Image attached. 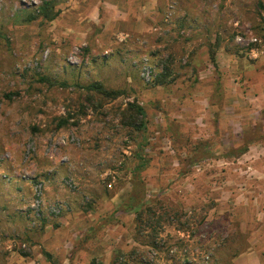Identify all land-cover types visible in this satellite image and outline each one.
Segmentation results:
<instances>
[{"label":"rangeland","instance_id":"374dc122","mask_svg":"<svg viewBox=\"0 0 264 264\" xmlns=\"http://www.w3.org/2000/svg\"><path fill=\"white\" fill-rule=\"evenodd\" d=\"M47 1L55 18L29 21ZM95 83L120 96L89 101ZM132 193L155 230L121 212ZM133 248L264 264V0H0V264Z\"/></svg>","mask_w":264,"mask_h":264},{"label":"trees","instance_id":"16d2710c","mask_svg":"<svg viewBox=\"0 0 264 264\" xmlns=\"http://www.w3.org/2000/svg\"><path fill=\"white\" fill-rule=\"evenodd\" d=\"M53 6L50 1L43 2L37 9V12L33 15H29V21L35 20L36 17H43L47 18V20H52L55 18L56 13H51ZM168 69H165L167 71ZM161 75H159L158 80L161 79ZM41 82H48L46 79H40ZM52 84V83H50ZM81 89H84L87 94V99L89 101L93 100V94L99 95L104 99L107 100H115L120 96V93L114 90H107L100 84H90L86 87H82ZM123 116L127 119L129 122V126L141 130L145 126V122L143 121V118L145 116L144 110L135 105V104H127L124 111ZM67 124L66 119H61L58 123V128L63 127ZM248 150V146L241 145L237 148L229 149L227 158H238L242 155H244ZM226 157V156H225ZM136 186L134 189L136 190ZM133 194V195H132ZM129 195L128 199L121 205L120 210L123 213L126 214H133L134 215V223L136 232L140 233L142 231H146L147 228H150L151 230L154 229V222L156 223V217H155V210H154V201L150 200H142L139 201V198L132 193ZM154 238V237H153ZM137 240V237L134 238ZM155 247V245H154ZM143 256L137 255V249L133 248L130 252V254H123L121 251H117L115 254V257L113 258L112 262L110 264H130V260H141ZM135 262V261H134Z\"/></svg>","mask_w":264,"mask_h":264},{"label":"crops","instance_id":"0c3cea01","mask_svg":"<svg viewBox=\"0 0 264 264\" xmlns=\"http://www.w3.org/2000/svg\"><path fill=\"white\" fill-rule=\"evenodd\" d=\"M256 256H253L252 254H243L239 256L237 259H235V264H248L251 260V264H256L255 263ZM250 264V263H249Z\"/></svg>","mask_w":264,"mask_h":264},{"label":"built area","instance_id":"2783aa9c","mask_svg":"<svg viewBox=\"0 0 264 264\" xmlns=\"http://www.w3.org/2000/svg\"><path fill=\"white\" fill-rule=\"evenodd\" d=\"M147 74H148V72H147ZM36 199H38V196H37V198ZM40 206V204H39V202L38 201H36V208H38Z\"/></svg>","mask_w":264,"mask_h":264}]
</instances>
